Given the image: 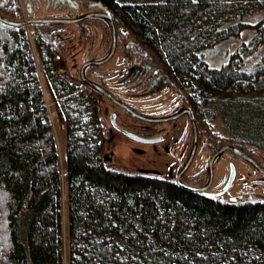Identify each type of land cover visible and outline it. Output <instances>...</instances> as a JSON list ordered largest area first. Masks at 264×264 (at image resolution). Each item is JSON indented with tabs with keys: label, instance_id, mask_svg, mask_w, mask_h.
Listing matches in <instances>:
<instances>
[{
	"label": "trees",
	"instance_id": "obj_1",
	"mask_svg": "<svg viewBox=\"0 0 264 264\" xmlns=\"http://www.w3.org/2000/svg\"><path fill=\"white\" fill-rule=\"evenodd\" d=\"M101 1L201 97L264 91V62L250 73L240 71L244 48L233 60L234 75L223 68L199 74L196 63L197 51L216 44L232 48L245 34L264 43V0L226 14L217 0ZM17 9L11 1L0 13L19 20ZM23 30L0 21V264H65V210L68 264H264V200H225L151 169L110 167L98 99L80 89L85 84L79 76L68 75L71 83L57 76L55 37L46 31L37 48L66 129L63 173Z\"/></svg>",
	"mask_w": 264,
	"mask_h": 264
},
{
	"label": "rangeland",
	"instance_id": "obj_2",
	"mask_svg": "<svg viewBox=\"0 0 264 264\" xmlns=\"http://www.w3.org/2000/svg\"><path fill=\"white\" fill-rule=\"evenodd\" d=\"M11 1L0 0V9L8 11V7L11 6ZM80 1L84 2V0ZM117 1L119 3H136L160 0ZM15 2L19 5L17 7L18 12L15 14L16 19L22 20L27 16L25 10L27 7L26 0H15ZM216 2V8L218 10L222 9L223 14L244 10L240 4H243L244 8L247 7L249 10H252L251 8L254 7V2L251 0H217ZM85 10L82 7L75 13H81ZM50 13V11L41 8L37 9L34 15L44 16ZM22 27H24L23 34L30 42L35 56L37 72L59 146L60 168L65 173V158L67 156L66 129L65 125L59 120L55 101L49 92L46 76L47 70L40 58L37 42L40 39L44 40L42 39L44 38L42 35L46 31L52 32L55 37L52 45H54L53 49L56 51L57 76L59 77V72L62 71L70 77H80V68L85 61L101 58L110 50L112 43L111 26L105 20L92 18L72 25L60 26L52 24L50 26H35L34 24H27ZM118 29L122 32L120 35L122 37L121 45L118 51L108 62L100 66L88 67L86 74L91 79L107 86L108 90L139 113L157 114L167 108V105H160L159 101L161 97L168 96L170 90L158 93L155 98L147 97L149 100H139L131 94V92L137 91L135 84L133 82L123 84L121 78L127 75L131 66L136 65L137 60L131 57L123 59L121 54H123V42L134 39L136 36L125 26L118 27ZM185 29V32H188V28ZM181 31L183 32L184 29ZM243 38L245 40L249 39L247 34L243 35ZM146 53L153 55V52L150 50H146ZM58 55H61V58H58ZM227 59L226 56L223 57L224 61ZM233 60L230 64H222L221 66H223L222 68L225 72L234 75ZM147 61L151 62V59H147ZM219 65L218 63L217 66ZM250 65V63H247L246 65H240L239 68L241 69L243 66L247 67ZM213 66H216V64H213ZM126 68L127 70H125ZM175 80L178 85H182L178 79ZM83 90L98 99L99 115L104 120L103 133L104 135H109L108 141L107 139L104 141V150L105 153L111 150L114 151L113 160L109 164L110 167L127 173H134L140 169H151L165 178L176 177L191 151L193 142L191 125L185 126L183 119L170 123L173 126L172 132L169 133L171 136L163 144L138 141L137 139L122 135L120 132L111 128L113 126L118 129H125V131L134 134L136 133L129 126V120H127L126 114L118 106L114 105L110 99L90 86L84 87ZM184 91L186 92L188 90L185 89ZM168 102V100L164 101L165 104H168ZM202 106L204 108V114L201 115L203 123L200 127L199 146L192 165L183 175L184 181L193 185L206 184L209 180V159L225 143L241 147L246 152L254 155L264 166V91L235 89L229 95V98H210ZM165 126L168 125L165 124ZM232 163H234L236 168V177L230 189L220 195L221 198L230 201L258 199L257 193L264 192V174L230 150L223 152L215 160L214 181L208 191L210 193H217L225 188L230 176ZM64 199H66L65 180ZM63 228L66 242L65 264H68V224L66 210L64 211Z\"/></svg>",
	"mask_w": 264,
	"mask_h": 264
},
{
	"label": "flooded vegetation",
	"instance_id": "obj_3",
	"mask_svg": "<svg viewBox=\"0 0 264 264\" xmlns=\"http://www.w3.org/2000/svg\"><path fill=\"white\" fill-rule=\"evenodd\" d=\"M12 2H13V7L17 8V6H19L18 3L15 2V0H12ZM96 2L104 4L105 8H101L95 5L94 3ZM26 4H27V7L25 10H26L27 16L24 19L39 18V17L40 18L41 17L75 18L87 12H91L95 10H102L110 14L116 24V27H117L116 52L118 51V48L121 45L122 37L120 35L122 34V32L118 29V27H123V24L119 22V18L117 17L115 10L111 8L104 1L84 0V2H81L80 0H26ZM82 7L86 9L84 12L75 13L78 10H80ZM41 8H44L45 10H48L51 13L49 15H44V16H35L34 15L35 11ZM92 18H101L105 20L107 24L111 26L110 21L103 16H94L88 19H92ZM88 19H85V20H88ZM81 22L74 23V24H79ZM39 24H44V25L57 24L60 26L61 25H72V24H59V23H39ZM250 42H251L250 37L248 40L234 39V46L232 48L220 47L216 44L214 47L203 48L197 51L196 63L198 66L201 67V69L198 71L199 74L200 73L205 74L206 73L205 69L207 68L211 70L222 69L223 67L221 66L222 64L227 65L228 63L232 62L233 55H234V60L238 57L237 53L241 48H244L243 49L244 55H242V62H243L242 65H246L247 63H250L251 65L247 67L243 66L240 69V71L242 72L245 71L249 73L252 72L253 69L256 68L260 62L261 63L264 62V43L255 44V43H250ZM144 48L146 50H150L151 52H153V55H148V53H146V50ZM122 51H123V54L121 55L123 59L131 57L132 59L134 58L137 60L136 65L131 66L127 75L121 78V82L123 84H128L132 82L135 84L137 91L131 92V94L136 99L144 100V99H148L147 97L155 98V96H157L158 93L163 92V91L165 92L166 90L168 91L170 90V92L168 93V96L161 97L159 101L160 105H165V106L167 105L166 109L161 110L157 114H147L145 112L142 114L148 117H153V118H168V117L177 115L179 113H184V114L176 119L169 120V121L150 122V121H145V120L134 117L132 114L126 111L122 106L112 101L114 105L118 106L126 114L128 118L127 120H129L128 122L129 126L133 130H135L136 133L134 134L129 131H125V129H120V128L118 129L113 126H111V128L120 132L122 135H125L127 137L129 136L133 139H137L138 141L163 144L166 141V139H168L171 136L169 133L172 132L173 126H171L170 123H173L179 119H183V123L185 124V126L191 125L192 134H193V126H192V119H191L192 117L198 127L199 141H200V127H201V124L203 123L201 115L204 114V108L202 104H204L207 99L204 98L203 96L201 97L197 93L198 89L195 86L192 87L189 84L190 83L189 79H183L181 78L180 75L175 76L174 73L170 72L166 68L164 63L161 61L159 52L147 46L141 39L134 38V39H129L128 41L123 42ZM224 56L228 58L225 61L223 60ZM147 59H151V62L150 61L148 62ZM218 63L220 64L219 66H217ZM213 64H216V66H213ZM92 66H95V65H92ZM97 66H100V65H97ZM125 70H127V68ZM175 79H178V81L182 85H178ZM85 85L88 86L87 84ZM105 87L107 88V86ZM185 89H187L188 91L185 92L184 91ZM191 93L192 95H190ZM117 98L120 99L119 97ZM165 100L169 101L168 104L164 103ZM165 124H167L168 126H165ZM139 137L148 138V139L155 138L156 140L145 141V140L140 139ZM217 196H220V195H217ZM257 197L258 199L264 200V192L257 193Z\"/></svg>",
	"mask_w": 264,
	"mask_h": 264
},
{
	"label": "water",
	"instance_id": "obj_4",
	"mask_svg": "<svg viewBox=\"0 0 264 264\" xmlns=\"http://www.w3.org/2000/svg\"><path fill=\"white\" fill-rule=\"evenodd\" d=\"M94 4L101 7V8H105V5L102 3L96 2ZM94 16H103L110 21L111 31H112V44H111V48H110L109 52L107 54H105L103 57L97 58V59H90V60L85 61L82 64V66L80 68V72H79L81 80L85 84H87L88 86H90V87L96 89L97 91H99L100 93H102L104 96H106L111 101L122 106L126 111H128L130 114H132L136 118H139V119H142L145 121H150V122H163V121H169V120L176 119V118L180 117L181 115H183L184 113H179L177 115H174V116H171L168 118L148 117L146 115L139 113L138 111H136L135 109L131 108L129 105L124 103L122 100L118 99L102 83H99L96 80H93L90 77H88V75L86 74V70L89 66L102 65V64L108 62L114 56V54L116 52V48H117V27H116V24H115V22H114V20L110 14H108L102 10H95V11L87 12V13H85L81 16L75 17V18H66V17L65 18H63V17H41L40 18L39 17V18H28V19H22V20H14V19L7 17V16L0 13V21L5 23V24H8V25H12V26H16V27H22V26H25L27 24H34V23L74 24V23L81 22L85 19H88V18H91ZM191 119H192V126H193V143H192L191 151H190V154H189L187 160L185 161V163L183 164V166L181 167V169L179 170V172L177 173V175L175 177L176 182L178 184H180L184 187H187L191 190H194V191L207 192L208 189L213 184V181H214L215 160L218 158V156L220 154H222L223 152H225L227 150H230L234 154L245 159L246 161L251 163L253 166H255L262 174H264V166L260 163V161H258L256 159V157H254L252 154L246 152L245 150H243L239 146H236V145H233L230 143H225L224 145L219 147V149H217L211 155V157L209 159V164H208L209 180L206 184H204V185H193V184H189V183L184 182L183 181V175L188 171V169L192 165L194 158H195V155L197 153L198 145H199L198 127H197L194 119L192 117H191ZM139 138L142 140H145V141L156 140L155 138H149V139L148 138H142V137H139ZM113 156H114V151L113 150L108 151L104 154V160L105 161H112ZM235 177H236V168H235L234 163H232L230 176H229V179H228V182H227L225 188L222 191L217 192L215 194L221 195V194L225 193L226 191H228L230 189V187L232 186Z\"/></svg>",
	"mask_w": 264,
	"mask_h": 264
},
{
	"label": "built area",
	"instance_id": "obj_5",
	"mask_svg": "<svg viewBox=\"0 0 264 264\" xmlns=\"http://www.w3.org/2000/svg\"><path fill=\"white\" fill-rule=\"evenodd\" d=\"M59 78L63 80L64 82L70 83L71 79L68 75H66L64 72L60 71L59 72ZM84 87H87L86 85H83L80 87L81 90H83ZM84 91V90H83ZM86 92V91H85Z\"/></svg>",
	"mask_w": 264,
	"mask_h": 264
}]
</instances>
